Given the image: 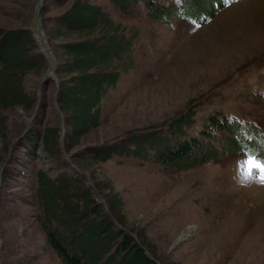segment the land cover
<instances>
[{
	"label": "rangeland",
	"instance_id": "rangeland-1",
	"mask_svg": "<svg viewBox=\"0 0 264 264\" xmlns=\"http://www.w3.org/2000/svg\"><path fill=\"white\" fill-rule=\"evenodd\" d=\"M95 1H102L123 25H134L140 36L130 54L133 67L120 74L101 102L100 125L75 148L62 147L64 158L88 177L112 180L124 201L126 226L143 228L164 262L264 264V184L255 170L248 178L239 170L244 152H224L225 140L239 144L228 131L211 143L203 139L221 152L215 160L197 153L165 170L116 156L96 165L84 158L92 148L116 147L133 135H167L169 122L195 103L203 112L239 116L245 122L242 136L256 134V128L264 132V0H149L150 6L139 3L124 17L105 0ZM62 8L58 0H0V26L31 28L51 61L55 47L46 31ZM223 45L227 54L218 60ZM44 84L42 76L27 77V90L38 97L32 112L0 108V264H59L53 252L41 248L43 234L32 216L25 180L10 176L19 159L44 164L17 146L25 131L42 125V117L63 126L53 101L54 84Z\"/></svg>",
	"mask_w": 264,
	"mask_h": 264
},
{
	"label": "trees",
	"instance_id": "trees-1",
	"mask_svg": "<svg viewBox=\"0 0 264 264\" xmlns=\"http://www.w3.org/2000/svg\"><path fill=\"white\" fill-rule=\"evenodd\" d=\"M58 1L63 8L50 19L46 31L47 40L55 47L50 62L54 77L46 75L48 61L31 28L0 26V108L32 112L38 97L27 90L25 82L36 74L45 84H54L53 101L63 118V126H59L42 117V125L25 131L18 139L23 153L43 160V165L19 159V168L13 165L10 170L11 178L23 177L29 188L32 216L43 234L41 248L44 253L53 252L59 264H182L164 262L143 228L134 231L126 226L124 201L110 178L88 177L74 161L69 164L64 158L62 147L75 148L100 125L101 102L116 86L120 74L133 67L130 54L140 34L134 25L127 27L114 19L102 1ZM105 1L120 13L118 17L130 16L139 3L150 6L149 0ZM199 106L195 103L175 116L164 129L167 135L161 131L141 138L133 135L116 147L101 144L92 148L84 158L96 165L116 156L165 170L197 153L203 160H215L221 152L208 144L217 135L223 138L226 131L239 144L224 139L225 153L254 151L264 156V132L255 122L250 125L258 132L242 136L245 122L239 121V116H223L215 109L203 112ZM190 129L200 136L194 137ZM208 138L211 140L204 144L203 139ZM39 146L41 152L37 151Z\"/></svg>",
	"mask_w": 264,
	"mask_h": 264
},
{
	"label": "snow or ice",
	"instance_id": "snow-or-ice-1",
	"mask_svg": "<svg viewBox=\"0 0 264 264\" xmlns=\"http://www.w3.org/2000/svg\"><path fill=\"white\" fill-rule=\"evenodd\" d=\"M238 168L245 177H252L254 170L259 173V182L264 184V156H258L256 152L249 151L246 158L239 163Z\"/></svg>",
	"mask_w": 264,
	"mask_h": 264
},
{
	"label": "bare ground",
	"instance_id": "bare-ground-1",
	"mask_svg": "<svg viewBox=\"0 0 264 264\" xmlns=\"http://www.w3.org/2000/svg\"><path fill=\"white\" fill-rule=\"evenodd\" d=\"M243 37H244V36H243ZM243 37H242V38H243ZM245 37H246V36H245ZM246 38H247V37H246ZM240 42H241V41H240ZM238 45H239V44H238ZM241 45H242V44H241ZM223 46H224V45H223ZM229 47H233V46H229ZM234 48H235V44H234ZM235 49H236V48H235ZM226 51H227V50H226V48H225V46H224L221 55L218 56L217 59H218V60H222V59L226 56V54H227ZM217 52H220V49L217 48ZM210 59H211V58H210ZM215 60H216V59H215ZM214 63H215V62H214ZM244 213H245V212H244ZM229 216H230V215H229ZM231 217H232V216H231ZM258 236H259V235H258ZM257 241H258V240H257ZM257 241H256V242H257ZM250 245H251V244H250ZM255 247H256V246H255Z\"/></svg>",
	"mask_w": 264,
	"mask_h": 264
},
{
	"label": "water",
	"instance_id": "water-1",
	"mask_svg": "<svg viewBox=\"0 0 264 264\" xmlns=\"http://www.w3.org/2000/svg\"><path fill=\"white\" fill-rule=\"evenodd\" d=\"M41 34H43V30H41ZM42 50L45 51V48L43 46H42ZM47 60H48V62L50 64L51 61H50L49 57H47ZM46 75H50L51 77L54 76L53 73H52V70L50 68L47 70Z\"/></svg>",
	"mask_w": 264,
	"mask_h": 264
}]
</instances>
